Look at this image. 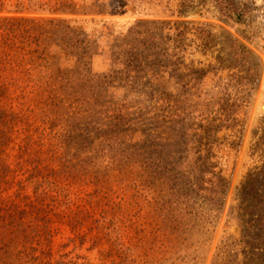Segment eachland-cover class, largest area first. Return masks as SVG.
<instances>
[{
	"label": "rangeland",
	"instance_id": "374dc122",
	"mask_svg": "<svg viewBox=\"0 0 264 264\" xmlns=\"http://www.w3.org/2000/svg\"><path fill=\"white\" fill-rule=\"evenodd\" d=\"M0 58V264H264V0H0Z\"/></svg>",
	"mask_w": 264,
	"mask_h": 264
},
{
	"label": "trees",
	"instance_id": "16d2710c",
	"mask_svg": "<svg viewBox=\"0 0 264 264\" xmlns=\"http://www.w3.org/2000/svg\"><path fill=\"white\" fill-rule=\"evenodd\" d=\"M19 7H20V5H18ZM20 9H22V8H20ZM3 29H6L5 27L3 28ZM1 59V58H0ZM63 89L65 90V89H67V90H71V88L69 87V84H66V85H63Z\"/></svg>",
	"mask_w": 264,
	"mask_h": 264
}]
</instances>
